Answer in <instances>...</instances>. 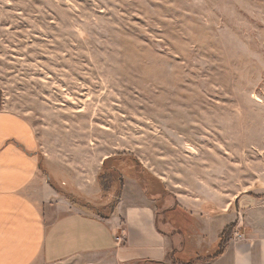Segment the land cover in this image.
I'll list each match as a JSON object with an SVG mask.
<instances>
[{"label":"rangeland","instance_id":"obj_1","mask_svg":"<svg viewBox=\"0 0 264 264\" xmlns=\"http://www.w3.org/2000/svg\"><path fill=\"white\" fill-rule=\"evenodd\" d=\"M0 109L35 128L51 183L95 214L123 182L89 203L64 189V165L89 174L133 156L140 166L119 164L122 181L140 187L136 200L147 186L159 228L186 247L166 264L210 255L218 245L192 247V215L174 193H264V0H0Z\"/></svg>","mask_w":264,"mask_h":264},{"label":"crops","instance_id":"obj_2","mask_svg":"<svg viewBox=\"0 0 264 264\" xmlns=\"http://www.w3.org/2000/svg\"><path fill=\"white\" fill-rule=\"evenodd\" d=\"M42 143L25 118L0 109V264H59L79 257H95L94 264H157L185 252L183 243H173L159 228L147 192L134 199L140 187L128 178L107 218L59 193L50 181L58 179L53 158ZM105 159L89 174L87 163L64 165V189L93 203L102 192L98 176ZM194 195V189L178 191L174 198L179 211L192 215L191 244L199 255L215 248L223 229L235 223L223 254L198 264H264V193L241 192L234 200Z\"/></svg>","mask_w":264,"mask_h":264},{"label":"trees","instance_id":"obj_3","mask_svg":"<svg viewBox=\"0 0 264 264\" xmlns=\"http://www.w3.org/2000/svg\"><path fill=\"white\" fill-rule=\"evenodd\" d=\"M130 163L134 164V166H140V163L131 155H125V154L117 153L113 156L106 158L104 160L103 165H102L101 172L98 176V182H99L100 186L105 190L106 189L109 190L112 187L113 182H115V181L123 182L122 178H121L122 171H121V168L119 167V164H124L126 167V166H130ZM41 168H42V164H41ZM117 175H119V176H117ZM144 188H145V191L147 192V194L149 195L150 192L148 191L147 186H145ZM118 195H117V197H119ZM116 203H117V200L115 199V201L112 203V205L110 207V211L107 215H101L100 213H99V215L104 217V218H107L111 214ZM86 206H87V204H86ZM234 228H235V223H232L223 229V231L221 232V234L219 236L218 247L214 253L207 255V256H197L194 259H190L188 262L183 263V264L204 263V262H208L210 260L216 259L220 255H222L226 246H227L228 241L231 238V235H232ZM173 260L175 263L178 262L175 259H173ZM156 263L157 264H166L165 262H156Z\"/></svg>","mask_w":264,"mask_h":264}]
</instances>
